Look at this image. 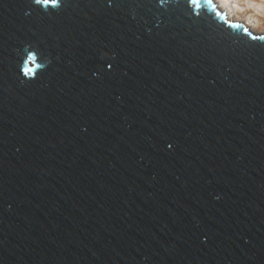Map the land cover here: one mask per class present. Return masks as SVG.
I'll return each instance as SVG.
<instances>
[{
    "label": "water",
    "instance_id": "95a60500",
    "mask_svg": "<svg viewBox=\"0 0 264 264\" xmlns=\"http://www.w3.org/2000/svg\"><path fill=\"white\" fill-rule=\"evenodd\" d=\"M201 3L0 0V264H264V34Z\"/></svg>",
    "mask_w": 264,
    "mask_h": 264
},
{
    "label": "bare ground",
    "instance_id": "6f19581e",
    "mask_svg": "<svg viewBox=\"0 0 264 264\" xmlns=\"http://www.w3.org/2000/svg\"><path fill=\"white\" fill-rule=\"evenodd\" d=\"M220 11L228 10L230 17L243 18L250 30L256 34L264 33V0H214ZM258 8H262V12Z\"/></svg>",
    "mask_w": 264,
    "mask_h": 264
},
{
    "label": "snow or ice",
    "instance_id": "6c2138e0",
    "mask_svg": "<svg viewBox=\"0 0 264 264\" xmlns=\"http://www.w3.org/2000/svg\"><path fill=\"white\" fill-rule=\"evenodd\" d=\"M33 3L37 5H52L53 7L58 6L61 3V0H32ZM166 0H160V3H165ZM187 3L193 6V9H198L202 7L201 0H187ZM203 5H207L208 7L215 10L216 5L213 3V0H203ZM217 15H220L219 12H217ZM248 30L245 29V32ZM254 39L256 37H253ZM259 39L264 40V36L259 37ZM37 59L36 53L32 51H28L26 55V59L24 60L22 71L27 76H32L34 74L33 70L34 68L40 67L41 65L36 64L35 61ZM31 65V66H29ZM109 67H111L109 65ZM171 147V145H169Z\"/></svg>",
    "mask_w": 264,
    "mask_h": 264
},
{
    "label": "rangeland",
    "instance_id": "374dc122",
    "mask_svg": "<svg viewBox=\"0 0 264 264\" xmlns=\"http://www.w3.org/2000/svg\"><path fill=\"white\" fill-rule=\"evenodd\" d=\"M260 12H262V8H258ZM222 12H224L226 15H227V18H228V10H223ZM229 20L231 21H237V22H241L243 24H245L247 27H250L248 22L243 20V18H234V17H230ZM250 29V28H249ZM264 34V33H263Z\"/></svg>",
    "mask_w": 264,
    "mask_h": 264
}]
</instances>
